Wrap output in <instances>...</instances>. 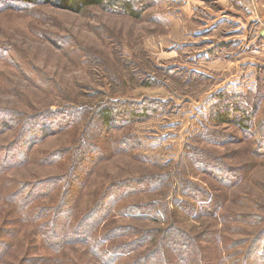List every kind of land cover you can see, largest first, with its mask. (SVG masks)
<instances>
[{
	"label": "rangeland",
	"instance_id": "obj_1",
	"mask_svg": "<svg viewBox=\"0 0 264 264\" xmlns=\"http://www.w3.org/2000/svg\"><path fill=\"white\" fill-rule=\"evenodd\" d=\"M108 1L75 12L57 0H0V115L17 122L72 115L70 125L37 144L5 121L0 144L18 143L24 155L0 165V188L7 194L20 182L65 180L93 165L83 174L79 212L100 200L101 209L114 193L120 211L111 223L180 229L226 264L240 263L256 241L263 257L255 264H264V0ZM105 105L125 120L112 130L99 115ZM138 106L149 110L127 122ZM226 108L236 112L217 119ZM248 118L247 127L240 124ZM134 186L139 190L123 195ZM138 204H146L139 205L146 218H137ZM4 216L0 240L17 244L0 264L11 254L21 264L29 253H46L23 254L32 226L21 224L16 209ZM72 257L100 264L83 247L57 264Z\"/></svg>",
	"mask_w": 264,
	"mask_h": 264
},
{
	"label": "trees",
	"instance_id": "obj_2",
	"mask_svg": "<svg viewBox=\"0 0 264 264\" xmlns=\"http://www.w3.org/2000/svg\"><path fill=\"white\" fill-rule=\"evenodd\" d=\"M22 1L29 4H38L41 2L51 3L54 0ZM57 2L60 4L58 6L62 8L82 12L90 6L103 5L105 0H57ZM108 2L109 4L113 3L111 0ZM123 4L124 10L128 13L139 16L130 2ZM148 110L149 107L140 108L139 106L130 109L127 113L130 116L127 122L145 116ZM235 110L239 109L235 108ZM232 111L226 108L224 112L216 113L215 117L227 122L232 115ZM121 114L122 112L118 108L115 109V107L108 105H105L99 111L104 128L109 130L115 128L114 126H120L125 121L121 119ZM33 116V123H28ZM33 116L26 117L19 122L13 115L0 117V125L3 127L0 129V134L6 130L7 122L8 128H15L19 131L20 138L29 137L31 144H37L47 136L64 129L66 125L72 123L70 122L72 115L66 110L59 116L55 113H41ZM5 118L7 119L5 120ZM248 121L249 118L242 119L240 124L247 127ZM17 145L18 143L13 142L0 144V165H4V162H7L9 158L12 160L13 158L23 157L24 153H21L20 147L15 149ZM93 148L94 146L91 150ZM89 152L88 150L86 154ZM88 156L86 155L85 158ZM80 162L79 160L77 164ZM92 166L85 168L83 174L85 172L90 174ZM79 170L78 166L76 171H70L71 174L65 180L50 177L34 183L20 182L13 185L14 187L7 194L0 188V234L6 230L3 227L6 223L4 214L16 209L22 214L21 224L26 227L32 226V232L38 233L42 238L40 244H35L37 241L32 238V232L30 231L26 234L21 252L24 254L31 248L35 250L41 248L46 251L41 256L31 253L24 258L21 256V259L23 258L21 264H44V262L57 264L59 256H66L79 247H83L84 252L90 253L100 264H226L220 255L214 252L211 253L207 247L203 246L204 243H201V241L204 240L180 229L167 226L141 228L132 224L111 223V217L115 215V212L120 211L117 207L120 199L119 197L116 198L114 193L106 195L109 203L101 209L100 200L96 206L91 207L92 209L79 212V200L82 198L84 190L82 187L83 179L86 176H83L82 173L76 174ZM214 172L212 171V174ZM138 190L135 186L129 187L123 195ZM7 200L12 201L13 208L5 209V212L2 205L6 206ZM209 201L213 202L212 199H209L207 203L203 202L202 207L206 209V204H212ZM139 205L146 204H138L132 209L139 212L140 216H137V218H146L147 212L142 211ZM146 208L151 211L150 207ZM154 208L155 206L152 211ZM9 238L7 237L8 241L0 240V244L4 246L0 247V262L5 260L7 256V246L12 245L14 242L17 244L15 237ZM255 244L256 241L251 245L240 263L237 264H255L258 261L256 258L263 257V254L257 256ZM10 256L11 260L7 262L12 264V260L16 259L17 256L15 254ZM71 261V264H85L84 257L81 261L77 257H72Z\"/></svg>",
	"mask_w": 264,
	"mask_h": 264
}]
</instances>
